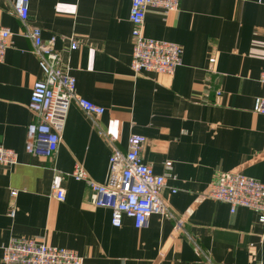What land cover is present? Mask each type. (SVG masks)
Wrapping results in <instances>:
<instances>
[{
  "label": "crops",
  "instance_id": "crops-1",
  "mask_svg": "<svg viewBox=\"0 0 264 264\" xmlns=\"http://www.w3.org/2000/svg\"><path fill=\"white\" fill-rule=\"evenodd\" d=\"M14 1L0 0V26L11 34L0 62V146L17 153L14 166L0 167V264L17 237L74 250L83 264H264V223L255 212L231 213L203 197L226 172L264 183V116L253 112L264 95V0H180L177 11L148 10L144 36L182 50L171 76L131 72L129 0H29L27 25L44 42L54 38L76 94L105 110L95 120L72 102L50 157L25 151L41 71ZM132 135L145 138L142 160L155 174L171 164L161 198L174 220L152 215L135 229L124 218L112 227L111 212L71 177L79 165L106 184L110 155L125 153ZM56 176L63 201L52 193Z\"/></svg>",
  "mask_w": 264,
  "mask_h": 264
},
{
  "label": "built area",
  "instance_id": "built-area-1",
  "mask_svg": "<svg viewBox=\"0 0 264 264\" xmlns=\"http://www.w3.org/2000/svg\"><path fill=\"white\" fill-rule=\"evenodd\" d=\"M128 19L131 29L130 70L140 73L171 76L181 65L182 50L179 45L147 38L143 34L145 15L154 9L163 13L177 11L180 0H129ZM14 12L25 25L23 36L30 39L33 53L38 59L41 78L31 90L28 110L33 121L27 126L25 151L29 154L50 157L57 151L61 140L66 116L72 102L87 115L97 119L104 108L76 94V81L68 68L61 66V57L54 49V38L44 42L41 30L27 25L29 0H15ZM10 31L0 26V62L9 47ZM75 42L70 49L75 50ZM259 82L264 86V71ZM219 95V92L216 93ZM253 112L264 116V95L253 106ZM143 136L132 135L128 139L125 153L114 150L109 157V178L104 185L90 180L84 169L75 165L71 177L84 182L90 190L91 202L95 207L111 212L112 227L120 228L124 218L132 220L135 229H142L150 216L158 215L167 220L174 216L161 198L166 175L171 164H165L166 174L158 175L150 165L142 160L141 152L145 144ZM44 146V150L41 149ZM17 163V153L0 146V167L10 168ZM62 177L56 176L52 182V193L59 201L65 199L61 186ZM174 193V191H172ZM13 191L11 195L16 196ZM204 198L225 203L230 212L239 207L255 212L259 223H264V183L236 172L220 174L203 192ZM11 216L14 211H11ZM176 221V227H180ZM2 264H83V258L74 250L46 245L34 238H12L3 248Z\"/></svg>",
  "mask_w": 264,
  "mask_h": 264
}]
</instances>
